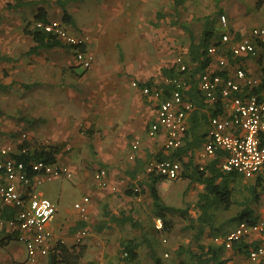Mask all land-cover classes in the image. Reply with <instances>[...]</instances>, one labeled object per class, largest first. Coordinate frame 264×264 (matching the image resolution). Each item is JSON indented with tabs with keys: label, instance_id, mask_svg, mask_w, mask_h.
Wrapping results in <instances>:
<instances>
[{
	"label": "crops",
	"instance_id": "0c3cea01",
	"mask_svg": "<svg viewBox=\"0 0 264 264\" xmlns=\"http://www.w3.org/2000/svg\"><path fill=\"white\" fill-rule=\"evenodd\" d=\"M25 1L35 2L34 6L39 8L34 14V20L38 14H44L49 20H54V14L49 12L39 0ZM44 1L46 3L47 0ZM91 1L96 4L101 2L104 8L120 10L142 7L146 2L144 0H69L68 11L73 4L93 5ZM261 1L264 0L259 2L234 0L233 5L224 6V12L229 15V29L233 34L239 37L245 32L247 27L239 20L247 18L252 5L256 6L259 13L264 12V3L260 4ZM55 3L62 11L60 20L63 21V9L58 5L57 0ZM8 4H16V0H11ZM30 6L10 9L18 15L5 11L4 21L0 24V56L9 58L0 61V71L7 75L8 68H12L13 72L22 74L19 80L23 82V74L28 70L27 68L37 72L36 90L22 92L18 97L17 103L22 108L18 109L16 112L18 115L14 113L12 118L19 121L20 125L18 127L15 123L8 126L5 131L0 130V136L8 137L6 140L0 139V148L13 143L19 146L28 144L30 151L41 146L59 147L56 162L70 167L74 177L72 179L61 177L56 180H62L64 191L79 187L87 192L86 196L90 198L89 219L83 220L75 205L72 209H61L60 202L53 199L52 201L57 204V214L49 226L55 234L54 244L63 240L67 248L76 245V233L80 228L88 229L89 235L81 244L84 255L79 264H109L117 255L116 248L122 250V244L130 240L139 244L140 259L139 250L143 242L140 237L144 230L140 228L137 219H145L147 216L140 215L139 207L144 194L143 187L148 189L150 183L149 176L145 172L146 164L151 159H157V155L161 152L165 155L173 152L163 151L161 139L147 137L142 140L143 145L137 151L134 152L132 148L135 140L143 137L144 132L148 131L149 125L157 116V100L152 96L144 95L142 88H136L132 83L136 80L139 83L150 82L156 79L155 74L151 71V67L141 72V61L136 65L133 62L120 61L115 53V42L94 44L92 30L86 27L81 30L79 25L81 16L77 17L78 12L73 13L71 10L69 13L73 17L74 25H66L70 26L68 27L72 32L83 34L88 38L87 48L95 55L93 67L89 70L82 68L74 48L64 43L60 47L45 48L37 54H28L35 43L24 31L28 25L27 21L31 18H28L29 15H22V9ZM259 20L261 24L257 23V25H262L264 15ZM213 59L210 66L212 69L220 70L217 60ZM250 59L241 58L235 63L244 64L252 74L261 78L257 75L259 67L251 64ZM261 69L264 76L262 65ZM228 74L233 75V71ZM0 82L8 87L6 91L0 92H7L17 85L19 88L21 86V82L16 85L13 84L14 81L3 82L1 75ZM154 86L157 84L152 87ZM30 105H36V116L25 121L22 118L29 112ZM194 112L190 116V127ZM203 113L209 119L211 115L209 108H205ZM203 125L207 132L206 120L202 121L201 126ZM29 126H34V129ZM26 128H30L31 132L25 130ZM23 133H27V139L22 138ZM157 142L161 144L158 150ZM133 154L134 159H130ZM100 168L107 170V187L101 186L96 179V172ZM164 181L167 180L158 181L157 186L159 187ZM135 186H141L139 188L143 194L136 196L127 193L136 188ZM41 191L46 197L48 196L46 191ZM118 193H121L119 198ZM2 209L8 210L12 216L16 212L10 207H2ZM115 217L119 218V221L113 220ZM123 217H131L138 226H134L130 221H121ZM17 236V230L10 226L7 220H0V264H30L26 246ZM261 239H264V235L258 238ZM53 254L52 251L49 255L41 257L37 264H51L50 258Z\"/></svg>",
	"mask_w": 264,
	"mask_h": 264
},
{
	"label": "built area",
	"instance_id": "2783aa9c",
	"mask_svg": "<svg viewBox=\"0 0 264 264\" xmlns=\"http://www.w3.org/2000/svg\"><path fill=\"white\" fill-rule=\"evenodd\" d=\"M220 26L223 29L221 46H211L208 49L210 57L217 60L220 70L211 66L200 76L199 88L209 104L222 101L224 114L209 117L207 139L199 154L200 168L208 162L217 159L219 168L227 173H237L252 178L264 170V76L257 78L240 63L231 64L224 54L229 53L234 59L246 56H259L264 70V23L254 26L248 34L232 33L229 29V18L226 14L220 16ZM31 28L52 33L64 44L74 48L76 58L82 68L89 70L95 63V55L87 48L88 38L83 34L72 32L61 20H34ZM220 54V56H218ZM181 71L188 69L183 57L176 59ZM233 75L222 72H231ZM168 82V80H166ZM176 87L166 94L164 89L144 87L142 92L157 100V116L148 127V135L152 139H161L165 153L175 151L183 146L190 128V116L195 111V104L184 96L186 82L176 80ZM132 85L139 87L137 82ZM256 91V92H255ZM27 133L22 134L27 139ZM140 147V141L133 143V151ZM29 148L15 143L0 148V206L16 210L9 225L18 232V240L25 244L28 261L37 264L41 257L49 255L58 245H64L63 240L55 242V234L49 224L57 214V204L46 197L38 185L45 179L68 178L74 173L67 165L58 162L50 163L44 160H19L15 155H25ZM134 154L130 159H134ZM148 176H158L166 180H177L182 172V162L177 159H152L145 168ZM107 170L100 168L96 179L101 186L107 187ZM38 177L36 180L35 178ZM116 190V188H113ZM140 191V188H135ZM89 196L75 204L83 220H88ZM156 228L163 231L161 218L156 219ZM89 235L87 228H80L76 233V246ZM264 235V218L250 224L241 221L236 228L224 237L216 236L214 242L224 244L231 249L234 242L243 238L258 240ZM253 263L264 264V244L251 249L249 255Z\"/></svg>",
	"mask_w": 264,
	"mask_h": 264
},
{
	"label": "rangeland",
	"instance_id": "374dc122",
	"mask_svg": "<svg viewBox=\"0 0 264 264\" xmlns=\"http://www.w3.org/2000/svg\"><path fill=\"white\" fill-rule=\"evenodd\" d=\"M10 1L11 0H0V24L4 21L5 11L8 13L12 12V10L8 8V3ZM144 1L146 2L143 3L144 5L142 7H135L134 9L128 8L120 10L104 8L101 5V2L96 4L93 1H91L94 3L93 5L86 6V3L83 5L73 4L69 9L73 13L78 12L77 17L81 16L79 20L81 30L85 27L92 30L94 44L97 42L98 44L103 45L107 44V41L115 42V53L117 58H120V61L123 63L124 61L128 63L133 62L134 65H136L138 61H141V72H145V68L148 69V67H151V71L155 74V83H159L162 80V69L173 66L176 63L178 54L185 51V48L189 45L188 33L180 27L179 23L187 24L190 29L196 32V34H200L206 16H215L224 9L225 5L234 4V0H181V4L178 7L174 0ZM256 1L259 2V0ZM39 2L44 4L49 12L54 14V20H60V14L62 11L56 5L55 0H47L46 3L44 0H39ZM137 2L136 4L139 5L140 3ZM38 9V6L32 4L29 8L22 9V15H29L28 18L33 19L35 17L34 14ZM56 13H59V15L57 16ZM12 14L18 15L13 12ZM263 15L264 12L259 13L256 6L252 5L247 18H240L239 20L240 22L243 21L242 23L247 27L242 34H248L250 29L257 26V23L261 22V20H259L260 17ZM227 16L229 18V15ZM31 19L26 23L32 24L34 19ZM261 54L262 51L259 50V56H250V62L259 67L257 68V75L262 78V64L259 62ZM27 69L28 70L24 71L23 74L24 82L19 80V78L22 77V74L13 72L12 68H8L9 74L7 75L4 74L3 71H0L3 82L14 81V85L21 82L20 88L17 85V87L12 88L7 92H0L1 131H5L8 126L15 123L19 127L20 122H17L12 118L13 114L16 113L18 109L22 108L17 103L18 97L22 92L36 90L35 84L37 80V72L29 68ZM130 81H133L132 78H130ZM133 82L139 84L138 80ZM28 107L30 108L29 112H27V115H23V120H31L32 116L33 118L36 116V105H30ZM16 114L18 115V113ZM27 125H29V123H27ZM29 127L34 129V126ZM30 128H26L25 130L29 131ZM200 132H206L204 125L201 126ZM146 137L150 139L147 131L144 132L143 137L136 139L135 141L139 140L141 147L143 145L142 140H145ZM7 138L8 137L0 136V139L6 140ZM202 145L199 148L194 149V152H190L193 154L194 162L196 164H200L201 162L199 154L203 149ZM160 147V142H157V150ZM188 159L189 156L184 158L185 161ZM183 167L184 166L182 165V172ZM182 172L177 180H167L161 183L159 187L157 186L163 202L168 206L180 209L179 211H173L167 214L168 218L173 222V228L170 232H159L156 228V219L158 216L155 212L153 198L150 195V191L143 187L144 194L142 195L139 206L141 208L140 215L143 217L145 215L147 216L145 219H137V223L140 225V228L144 230V233L140 237V240L143 241L141 249L139 250L140 259L132 264H155V261L149 255L148 242H150L154 249L157 250L156 256L160 259L162 264H179L181 259L187 260L188 256L186 253L181 256L178 255V250L182 246L185 248L190 246L193 250L196 249L193 241V232L188 229L190 223L189 216L191 215L196 218L198 211L195 208V205L198 201V195L204 190V187L198 183H191L188 179L183 178ZM42 180L43 181L38 185L39 189L41 188L40 190L46 191L48 194L47 197L51 200L54 199L55 201L57 200L60 202L61 209L74 208L75 203L81 201L84 196L87 195V192L79 187L64 191L63 184L61 183L62 180L47 178H42ZM245 188V185L240 186L239 192L236 193V198L238 200H242L243 196L246 195L241 192V190L245 192ZM118 195L119 198L121 193H118ZM255 209L259 216V220L264 218V200L259 205H256ZM186 210H189V215L184 214ZM238 210L239 207L234 206L230 212H224L221 210L216 211L217 222L222 224L220 234L216 236L224 237L235 229L238 221L232 220ZM214 237L210 231H207L201 240L203 243L209 244L213 241ZM116 250L117 255L112 258L109 264H124V256L121 253V249L117 247ZM226 264L256 263L250 261L247 256L235 255L231 257Z\"/></svg>",
	"mask_w": 264,
	"mask_h": 264
},
{
	"label": "trees",
	"instance_id": "16d2710c",
	"mask_svg": "<svg viewBox=\"0 0 264 264\" xmlns=\"http://www.w3.org/2000/svg\"><path fill=\"white\" fill-rule=\"evenodd\" d=\"M176 6L179 7L181 0H174ZM58 5L63 9V22L65 24L74 25L72 15L68 11L69 0H57ZM261 1L260 4H263ZM34 5L33 1L16 0V4H8L9 9L20 8L23 6ZM224 9L219 14L212 16H206L203 29L200 34H196L187 24H181L180 27L188 33L189 45L178 54L183 57L184 62L187 64L188 69L181 71L180 67L175 63L171 67H165L162 69V80L160 83H155L151 80L147 83H139V87H152L154 84L164 89L166 94L175 89L176 80H184L186 82V90H184V96L187 100L192 101L195 106V112L192 117V125L188 131V136L184 140V144L179 149L173 151L169 155L159 153L157 159H177L182 162L183 172L182 177L188 179L191 183H198L204 187V190L199 193L198 201L195 208L198 211L196 218L189 216L188 229L193 232V241L196 249L193 250L188 246L180 247L178 255L187 254L188 259H181L179 264H226V262L235 255H243L249 258L251 249L257 248L260 244H264V239L261 240H249L243 238L233 243L232 248L228 249L224 244L216 243L212 241L209 244L202 242V237L207 231H210L213 237L220 234L222 224L217 222V210L224 212H230L234 206H238L239 210L234 216L232 221H246L253 224L259 220V216L256 212L255 206L259 205L264 200V170L252 178H246L245 176L237 173H227L219 168L218 160H212L201 169L199 164L194 162L193 154L194 149L199 148L207 139V132H200L201 123L203 120L209 122L207 115L203 113L205 108H209L211 115H222L224 111L222 109V101L219 100L214 104L206 103V99L203 96L200 88V76L209 68L214 61L213 57L209 56L208 49L211 46H221L223 29L219 26V18L224 14ZM226 14V13H225ZM37 20L49 21L44 14H38ZM29 23L25 28V33L30 35L35 45L29 50L28 54H37L41 49L60 47L63 43L52 33H46L39 30H34ZM233 32V31H232ZM230 63L234 64L237 59L230 56L229 53L225 54ZM243 57L242 59H245ZM9 60L6 56H0V61ZM239 60V59H238ZM234 62V63H233ZM227 77V72H222ZM168 80V82L166 81ZM8 87L0 82V91H6ZM256 92V91H255ZM264 143V136L262 137ZM23 146V145H22ZM29 148L28 144L24 145ZM59 154V147H37L32 151H29L25 155H15L19 160H44L50 163L57 161V155ZM189 156L188 160H184ZM150 183L148 189L150 195L153 198L154 208L158 218H161L164 224L163 231L170 232L173 228V222L168 218L167 214L173 211H179L174 207L168 206L163 202L161 198L157 184L158 181L165 178L158 176H149ZM166 180V179H165ZM245 185V192H241L246 195L242 200L236 198V193L239 192L240 186ZM129 195H141L143 191H135L134 189L127 192ZM185 215H189V210L184 212ZM12 213L6 209H2L0 206V220L11 219ZM115 221H119V218H113ZM121 221H130L134 226H138L137 223L131 217H123ZM236 228V227H235ZM214 237V238H215ZM221 237V236H220ZM213 238V240H214ZM148 251L150 257L155 261V264H162L160 259L156 256V250L148 242ZM139 244L134 241H128L122 244L121 253L124 256V263L132 264L139 260ZM83 245L67 248L64 245H58L54 254L50 258L51 264H79L83 257ZM263 264V263H257Z\"/></svg>",
	"mask_w": 264,
	"mask_h": 264
}]
</instances>
